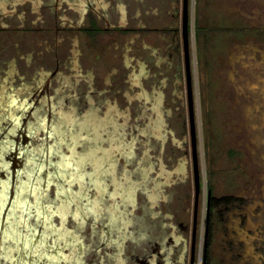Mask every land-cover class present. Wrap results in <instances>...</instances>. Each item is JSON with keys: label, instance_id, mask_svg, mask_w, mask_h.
Listing matches in <instances>:
<instances>
[{"label": "rangeland", "instance_id": "1", "mask_svg": "<svg viewBox=\"0 0 264 264\" xmlns=\"http://www.w3.org/2000/svg\"><path fill=\"white\" fill-rule=\"evenodd\" d=\"M49 2L0 0V94H25L17 103L27 115L36 106L55 117L59 140L49 145L56 155L43 161L55 170L47 186L22 179L17 202L29 210L42 198L59 204L48 219L53 228L44 216L27 219L65 244L61 263L264 264V0L189 2L197 203L183 43L180 37L177 69L162 30L175 24L177 0H58V10L42 8ZM198 25L209 40L197 36ZM4 116L2 153L23 141L10 139ZM5 166L0 162V192L12 189ZM86 175L93 179L87 186ZM5 195L0 257L14 264L18 229L3 239Z\"/></svg>", "mask_w": 264, "mask_h": 264}, {"label": "flooded vegetation", "instance_id": "2", "mask_svg": "<svg viewBox=\"0 0 264 264\" xmlns=\"http://www.w3.org/2000/svg\"><path fill=\"white\" fill-rule=\"evenodd\" d=\"M42 8H45V10H58L59 8L58 0H50V2L47 5L44 4ZM173 17L176 18L175 24L173 26H169V28H164V32L166 34V40L169 41L171 45L174 46V48L176 49L171 60L173 62L178 61L179 66L177 67V69H181V64H180L181 63V52H180L181 43L179 41L181 37L182 43H183V62L185 66V76H186L184 36H183L184 0H183L182 8H181L180 0H177V6L174 10ZM116 30H121V29L116 28ZM171 45L169 47H172ZM55 73L56 72H51L49 77L53 78V75ZM0 95H2L0 97H3V98H0V106L2 107V108L0 107V116L5 115L4 116L6 117L5 120L9 122L10 139L14 140V143H19L16 140V138H18L20 141L23 140L20 147L18 145V147L16 148L12 147L11 149H5L4 150L5 152L3 153L0 152L2 153L1 155L2 158H0L1 159L0 162L3 161L6 164L4 168L3 167L1 168L4 169L5 172L13 174L12 180H11L12 189L10 191L6 190L7 192L6 191L0 192V209H1V200L3 199L1 195L6 194L5 199L9 200L8 207L5 205L6 206L5 214L3 216L4 218L3 227H5V231L3 230V235H2L3 239H6V237L8 236L7 234L8 231H11L12 229L16 230V228L18 229L17 230L18 234L14 236V238H16V241L18 242L20 247L17 251V257L16 258L12 257V260L15 261L14 264H62L60 261V258H64V256H62L61 253H63L65 244L64 245L61 244L60 246L57 240L53 239L54 242L49 241L48 237L44 234L42 229L41 231L40 230L35 231V228L31 226L30 222H28V219H27L28 214L34 217L44 216L45 220L42 223L45 226L53 228L51 225V221H48V219L49 220L52 219V215L54 213L56 215V212H59L58 209L55 207L57 203H54V204H51L52 202L45 203L42 198V199H39L40 202L38 203L34 201V204L32 205L33 210H29V207H31V205H28L27 202L24 204H20V205H18V202H17L19 201L17 193L21 191L22 179L26 178L27 182L33 188L47 186V183L49 182V178H50L49 173H51L52 169L55 170L53 166H51L50 169L45 167L49 165V163H46L45 165L43 164L44 163L43 161L46 157L47 158L50 157L51 154L56 155L57 147L55 145L59 139L56 136L57 135L56 130L54 129L55 117L52 114L51 120L47 119L48 113L46 117L44 114L40 113L41 111L39 112V108L38 107L36 108V106L32 107L29 110V114L27 115L28 109L27 107L24 106L25 104L17 103L18 100L22 101L25 98V94H22L18 99H14V98L12 99L10 97L11 95L14 97L16 95V91L12 92L9 90L8 94L1 93ZM7 96H9L10 98H8ZM34 96H38V94H34ZM38 112L40 115L38 114ZM37 115L40 116V118L36 120L39 122H37V124L35 125H29L27 122L35 118ZM43 115L45 117L41 119ZM18 120L22 121L21 123L22 128L20 127L16 128L15 125H19V124H16ZM43 122L45 123L48 122V124L50 125L49 129L40 128ZM27 125L31 127L28 128ZM36 125L40 127L38 128ZM60 136H61V139L66 138V135L62 134ZM49 139L51 140L54 139V141H52L53 144L55 143L54 146L49 145ZM8 146L9 145H6V148ZM19 148L21 149V151H19ZM19 152H21V157L17 155ZM32 157H38V160H40L41 158L42 161L39 164L37 163L38 160H36V162L31 161L33 163H36L34 166H32L28 162V159ZM73 169L76 172L79 171V169H75V168ZM57 173L59 174V172ZM56 178L58 182L59 179L58 177ZM6 179L7 178L5 177L4 180ZM91 180H93L92 177L89 175H86V183H85L86 186L91 182ZM52 186L56 187L57 185L54 184ZM57 196L58 195L56 194L55 197L58 200ZM60 198L62 200V204L66 206L65 205L66 203H64L63 200L68 199L67 195L66 194L64 196L60 195ZM67 212H68V209H66L65 214H63L66 217L68 215ZM64 216H62L61 218L62 220L65 219ZM6 240H8V238ZM17 242H13V243H17ZM26 247H28L29 249L25 250ZM78 247L80 246L78 245ZM0 256H1V247H0ZM10 260L11 259H7V258L3 259V261L6 264H12L13 262H11ZM74 263L75 261L74 259H72V264Z\"/></svg>", "mask_w": 264, "mask_h": 264}, {"label": "water", "instance_id": "3", "mask_svg": "<svg viewBox=\"0 0 264 264\" xmlns=\"http://www.w3.org/2000/svg\"><path fill=\"white\" fill-rule=\"evenodd\" d=\"M189 2H190V0H184L183 36H184L186 79H187V86H188V99H189V105H190V122H191V130H192V152H193V160H194L193 163H194V172H195L196 203H197L199 193H200L201 181H200V172H199V164H198V147H197L195 126H194L192 70H191V58H190ZM102 177L104 178V176H102ZM120 191H122V190H120ZM210 197H211V193L209 194V199H210ZM119 200H121L120 197H119ZM209 210L210 209L208 207L207 228H206L207 237H208L209 222H210ZM195 229H196V222L194 224V232H195ZM194 245H195V234L193 236V261H194V249H195ZM64 248H66V247H64Z\"/></svg>", "mask_w": 264, "mask_h": 264}, {"label": "trees", "instance_id": "4", "mask_svg": "<svg viewBox=\"0 0 264 264\" xmlns=\"http://www.w3.org/2000/svg\"><path fill=\"white\" fill-rule=\"evenodd\" d=\"M226 30V29H224ZM207 29L206 28H202L200 25L197 26V30H196V34L197 36L200 38L202 35H205L206 39L209 40V36H207L206 33ZM212 204H213V196L211 194V197L209 199V212H210V222H209V231H208V237H207V246L209 245V240H210V223H211V218H212ZM208 251V249L206 248V252ZM207 264V261H206Z\"/></svg>", "mask_w": 264, "mask_h": 264}, {"label": "crops", "instance_id": "5", "mask_svg": "<svg viewBox=\"0 0 264 264\" xmlns=\"http://www.w3.org/2000/svg\"><path fill=\"white\" fill-rule=\"evenodd\" d=\"M138 6H140V5H138ZM140 7H141V6H140ZM145 8H146V7H145ZM146 10H151V9H150V8H146ZM138 29H141V28H137V30H138ZM142 29H143V30H144V29H145V30H150L149 28H144V27H143ZM142 29H141V30H142ZM154 30H159V28H157V29L154 28ZM160 30H161V29H160ZM162 30H164V29H162Z\"/></svg>", "mask_w": 264, "mask_h": 264}, {"label": "bare ground", "instance_id": "6", "mask_svg": "<svg viewBox=\"0 0 264 264\" xmlns=\"http://www.w3.org/2000/svg\"><path fill=\"white\" fill-rule=\"evenodd\" d=\"M192 62V61H191Z\"/></svg>", "mask_w": 264, "mask_h": 264}]
</instances>
